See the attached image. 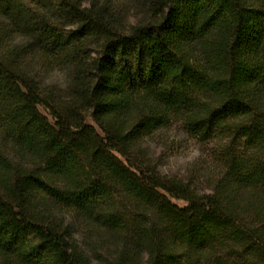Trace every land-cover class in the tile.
I'll return each instance as SVG.
<instances>
[{"label":"trees","instance_id":"1","mask_svg":"<svg viewBox=\"0 0 264 264\" xmlns=\"http://www.w3.org/2000/svg\"><path fill=\"white\" fill-rule=\"evenodd\" d=\"M173 125L211 191L144 153ZM92 260L264 264V0H0V264Z\"/></svg>","mask_w":264,"mask_h":264},{"label":"rangeland","instance_id":"2","mask_svg":"<svg viewBox=\"0 0 264 264\" xmlns=\"http://www.w3.org/2000/svg\"><path fill=\"white\" fill-rule=\"evenodd\" d=\"M130 20L132 21L133 18ZM66 77L65 70L56 68L43 72L42 81L64 84ZM86 121L93 123L88 113H86ZM225 142L216 138L200 141L180 125H173L160 133L146 137L142 145L145 148L144 153L157 162L162 174L183 178L199 190L209 192L211 191L209 180L220 176L225 170L222 160L216 153ZM173 201L179 205L185 204L182 200L173 199ZM75 235L81 238L79 228L76 229ZM92 263L97 264L94 260Z\"/></svg>","mask_w":264,"mask_h":264}]
</instances>
